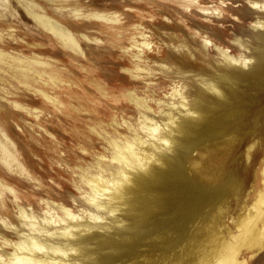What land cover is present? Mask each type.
Returning a JSON list of instances; mask_svg holds the SVG:
<instances>
[{
  "label": "rangeland",
  "instance_id": "obj_1",
  "mask_svg": "<svg viewBox=\"0 0 264 264\" xmlns=\"http://www.w3.org/2000/svg\"><path fill=\"white\" fill-rule=\"evenodd\" d=\"M82 1L97 11L116 13L120 19L116 23L88 20L90 25L84 31L73 27L84 55L62 48L60 43L53 46L57 39L23 17L25 12L16 0H0V19L1 14L6 15L0 32L6 33L13 26L27 41L33 42L32 34L39 37L37 42L57 51L44 57L63 72L59 88L42 87L60 98L63 105L57 106L22 85L18 87L25 92L9 96L36 110L38 117L3 99L4 84L0 82L1 123L16 144L19 158L37 178L26 184H11L22 197L20 202L39 219L48 209L41 198L65 203L74 213L86 206L78 194L89 186L84 179L96 172L97 162L103 156L111 158L113 147L108 137L119 136L117 130L129 137L134 130L145 135L140 129L141 113L128 98L130 91L149 98L153 109L148 115L162 123L164 111L169 109L166 102L174 99L171 93L176 85L188 84L184 91L191 101L204 81L217 80L227 71L226 62L213 45L236 56L254 55L264 49L255 36L264 32V28L255 27L259 19L264 21V11L255 10L250 0ZM13 11L19 18L12 19ZM69 19L77 27L86 23ZM28 27L29 36L25 34ZM140 31L147 33L152 43L148 50L145 48L141 61L134 58L139 48L133 46L135 37L141 41ZM205 37L211 45L205 44ZM240 42H245V47ZM138 66L140 76L135 77L132 72H137ZM6 88L15 90L10 85ZM225 88V96L207 99L204 118L187 141L177 146L170 181H157L135 192V200L124 212L130 225L120 227L122 231L113 236L116 240L112 245L100 244L107 254L101 264H213L222 254V239L227 232L237 230L235 221L264 188V54L259 69ZM160 89L169 91V96ZM12 199L8 198L5 216L22 228ZM50 206L55 215H61L54 204ZM0 213L4 214L1 209ZM6 233L11 240H19L14 231ZM0 248V254L11 250L2 240ZM247 257L249 264H264V249L253 257L247 252Z\"/></svg>",
  "mask_w": 264,
  "mask_h": 264
},
{
  "label": "bare ground",
  "instance_id": "obj_2",
  "mask_svg": "<svg viewBox=\"0 0 264 264\" xmlns=\"http://www.w3.org/2000/svg\"><path fill=\"white\" fill-rule=\"evenodd\" d=\"M16 1L18 7L22 8V11L25 12V14H22L23 17L31 19L36 26L41 28L43 31H47L50 35L52 34L57 39V42L53 43V46L60 43L63 46L62 48H66L72 52L83 55L84 51L81 47L78 36L73 30V27H75L78 31H84V27L90 25L86 22L88 20L98 19L113 23L120 20L116 13H111V15H109L104 12L97 11L93 7L86 6L82 0ZM250 1L252 4L260 3L258 2L259 0ZM12 2L14 3V0H12ZM261 3H264V0H262ZM5 16L6 15H4V13L1 14L2 19H0V24L5 23ZM17 17L19 18V16L13 11L12 19ZM71 17L73 19L83 20L86 23H84V26L77 27L69 19ZM255 27L264 28V21L259 19L255 23ZM39 28H37V31L40 34L41 29ZM25 34L28 36L30 35V28L25 31ZM80 34H82V37L87 40L90 39L87 34ZM139 34L141 41L137 40V37H135V43L132 45L139 48V52L134 55V58L141 61L143 53H145V48L148 50L152 43L149 41L147 33L140 31ZM255 36L258 37L257 41H259L260 46L263 47L264 32H260ZM31 38L33 39V42L22 38L18 28L13 26H9L6 33L5 30L0 32V82H3L4 84V88L2 90L4 91L5 96L3 99L9 101L16 109L26 110V112L32 115L35 114V116L37 115L38 117L39 113L36 112V110L33 111L29 107L23 106L17 100H11L9 96L11 95L14 97V95H18L20 92H25L20 90V87H18L19 85H22L27 89L34 90L36 93L43 95L47 100L53 102L57 106L63 105L60 98L50 95L42 88L44 85H52L53 87L59 88L60 84L58 83V80L63 76V72L59 69L55 62H52L44 57V54H56L57 51L52 48H46L42 43L37 42L36 40L39 37L37 38L32 34ZM52 39L51 41H53ZM244 43H241V45L244 46L246 44ZM213 46H215L221 53L224 61L226 62V66L228 67L227 71L221 74L217 80L209 81V79L204 81V87L196 90L194 93V99L191 101L188 100V96L184 91V88L187 87L188 84L184 87H179V84L178 86L176 85L171 93L174 98L183 97L184 91V95L188 101L187 111L194 112L196 115H187L185 114L184 109H172L176 107V105L172 103L173 101L168 103L166 102L169 109L164 111L165 115L163 114L164 118L161 121L162 123H159L154 117L148 115L149 111L151 112L153 109L149 104V98L140 97L134 90L129 92V100L138 107V111L141 113L140 119L142 120L140 129L144 131L145 135H141V133L134 130L135 128L132 126L134 130L132 131V137L125 136L118 130L117 132L119 133V136L108 137L107 140L113 147V153L111 152L112 156L109 160L104 156L101 160H97L98 162L95 169L96 172H92L90 176L84 179L86 184L91 186L93 191L99 193L102 191V184L106 182L111 183L107 175H114L111 168L106 167V163L111 162L116 165L123 163L124 165H127L129 156L134 157L137 162H141L144 159V155H147L150 158L154 156L153 149H156L157 144H166V147L170 148L172 152L165 151L163 153H159L158 159L161 161L160 164H153L147 173H139L135 175L133 185L125 190L124 199L120 201L119 205L121 207V211L117 213L115 218H108L105 223L95 226L91 232H85L83 234H80L79 232L75 233L77 236L75 240H65L63 237L60 238L43 235L44 233L57 230L55 226H45V220H63L64 216L76 214L70 207L65 205V203H51L50 200L41 198V202L47 204L48 209H45V215L42 218L40 216L41 219H39V216L36 215L35 212L31 210V212H28L24 204L20 202L22 197L19 195V192L11 184V182L18 181L19 183L26 184L32 180L35 181L37 178L31 174L24 161L19 158V152L16 144L10 137L7 129L3 127L0 115V209L4 213L3 215L0 213V230L3 231L0 232V238L4 246L11 248L10 251H2V254H0V262H2L7 255H11L15 259V264H36L37 261H39L40 264H45V262H47V264H59V255L65 254V248L62 246L69 244V247H77L80 249V254L70 256V260H79L81 261V264H101L102 258L107 256V254H105L106 251H102L100 244L106 242L109 243L107 245H112L115 243L114 240L116 239L113 238V236L122 231V229L117 226L118 222H123V225L125 226L130 225V219L127 218L124 212L130 208L133 200H135V192L151 185L154 182L157 183V181L163 183L170 181L169 175L172 173L171 161L175 159L176 148L182 141H187L196 125L204 118L207 107V99L210 96H225L226 85L235 83L241 77L251 75L253 71H256L261 67V56L264 54V49L260 51L258 50L259 53L256 52L254 55H245L242 53L241 56H236L231 54L228 50L227 52H224L226 49L218 46L217 44ZM239 57L243 60L245 65H248L247 67L233 63L236 62V59ZM165 65L168 66L166 63H161L162 67ZM139 71L141 70L138 66L137 72H132L133 76H140ZM181 71H183V69ZM60 82L67 83L65 80H61ZM7 85L12 86L15 90H12V88H6ZM206 85L214 86L218 89V91H210ZM161 100L159 101L158 99L160 103H162ZM32 101H34V99ZM164 103L165 101L162 104ZM124 123H127V121ZM114 124L118 126L120 125L117 121H115ZM148 141L152 142L147 144ZM247 152L249 153V151ZM142 153L144 155H142ZM117 171L123 174L122 168H117ZM258 193L259 194L255 202L253 204L251 203L252 206L247 208V212L235 221L237 230L230 231V233L227 232V235L222 239L221 243L224 251L216 258L213 264H249L247 252L251 253L253 257L258 251L264 249V188H262ZM10 196L18 209L17 217H19L21 221L22 228L16 226V224L9 221L5 216L8 211V198H10ZM53 204L61 210L64 214L63 216L55 215L57 214L56 211L55 214L51 211L53 210V207L50 205ZM119 206L114 208L113 211H119ZM6 230L14 231L18 235L19 240H11L7 236L8 234L6 233ZM24 230H27V232ZM49 248L53 250L51 254H49Z\"/></svg>",
  "mask_w": 264,
  "mask_h": 264
},
{
  "label": "clouds",
  "instance_id": "obj_3",
  "mask_svg": "<svg viewBox=\"0 0 264 264\" xmlns=\"http://www.w3.org/2000/svg\"><path fill=\"white\" fill-rule=\"evenodd\" d=\"M196 6H198V4ZM252 7L260 11H264V3H254L252 4ZM205 44L211 45V41L206 37ZM151 50L152 48L149 51ZM224 52H227V50H224ZM233 63L240 64L243 67L248 66L245 65L240 57ZM163 67L167 66L165 65ZM173 86H171V88ZM206 87H208L210 91H218V89L214 86L206 85ZM160 91L166 96H169V91H165L164 89H160ZM172 101V103L176 105V107L172 109H184L185 114L190 116L196 115L194 112L187 111L188 101L184 95V91L183 97H176ZM153 151L154 156L151 158L142 153V155H144V159L141 162H137L134 157L129 156L127 165H124L123 163L119 165L111 162L106 163V167H110L111 171L114 173V175L109 176L111 183L106 182L102 184V191L99 193L93 191L91 186L83 187L82 192L77 194L79 198L84 201L86 206L78 207L74 210L76 214L64 216L63 220H45V226H55L57 230L44 233L43 235L50 237H63L65 240H75L77 238L75 233L79 232L80 234H83L85 232H91L95 226L105 223L108 218H115L117 213L121 211V207L119 205L120 201L124 199L125 190L133 185L135 175L139 173H147L153 164H160L161 161L158 159V154L165 151H171V149L166 147V144H157L156 149H153ZM117 168H122L123 174L117 171ZM73 202L75 203V200ZM117 206H119V211H113V209L117 208ZM61 215L63 216L64 214L61 213ZM117 226L123 227V222H118ZM62 247L65 248V254L59 255V264H81V261L79 260L72 261L69 259L72 255H79L80 249L77 247H69V244H65ZM48 251L49 254H51L53 250L49 248ZM0 264H15V259L11 255H7L6 258L0 262ZM36 264H40V262L37 261ZM45 264H47V262H45Z\"/></svg>",
  "mask_w": 264,
  "mask_h": 264
}]
</instances>
